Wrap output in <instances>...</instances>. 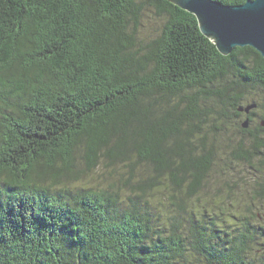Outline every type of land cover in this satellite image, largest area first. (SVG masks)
<instances>
[{
  "label": "trees",
  "instance_id": "16d2710c",
  "mask_svg": "<svg viewBox=\"0 0 264 264\" xmlns=\"http://www.w3.org/2000/svg\"><path fill=\"white\" fill-rule=\"evenodd\" d=\"M262 120L169 0H0V264H264Z\"/></svg>",
  "mask_w": 264,
  "mask_h": 264
},
{
  "label": "water",
  "instance_id": "95a60500",
  "mask_svg": "<svg viewBox=\"0 0 264 264\" xmlns=\"http://www.w3.org/2000/svg\"><path fill=\"white\" fill-rule=\"evenodd\" d=\"M193 14L200 31L216 45L221 54H228L235 47L251 46L264 58V0H245L236 5L218 0H169ZM255 103L238 107L248 113ZM249 124L248 118L241 123ZM264 126V120L260 122Z\"/></svg>",
  "mask_w": 264,
  "mask_h": 264
},
{
  "label": "rangeland",
  "instance_id": "374dc122",
  "mask_svg": "<svg viewBox=\"0 0 264 264\" xmlns=\"http://www.w3.org/2000/svg\"><path fill=\"white\" fill-rule=\"evenodd\" d=\"M149 12V11H147ZM149 13L147 14V16L144 18V22H143V27H144V31L146 32V34L148 33H154L158 30L159 26H160V19L159 18H153V17H148ZM260 121V119H259ZM238 169H241V171L243 170L242 165L237 167ZM82 185L84 186H95L97 184L100 183V180L98 179H94V180H86V181H82L80 182Z\"/></svg>",
  "mask_w": 264,
  "mask_h": 264
}]
</instances>
